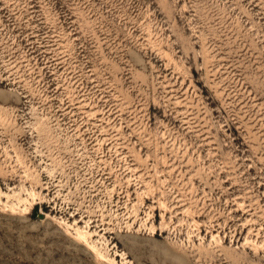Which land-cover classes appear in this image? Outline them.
Segmentation results:
<instances>
[{
	"label": "rangeland",
	"instance_id": "rangeland-1",
	"mask_svg": "<svg viewBox=\"0 0 264 264\" xmlns=\"http://www.w3.org/2000/svg\"><path fill=\"white\" fill-rule=\"evenodd\" d=\"M180 261L264 264V0H0V264Z\"/></svg>",
	"mask_w": 264,
	"mask_h": 264
},
{
	"label": "bare ground",
	"instance_id": "bare-ground-1",
	"mask_svg": "<svg viewBox=\"0 0 264 264\" xmlns=\"http://www.w3.org/2000/svg\"><path fill=\"white\" fill-rule=\"evenodd\" d=\"M76 232H77V237L78 238H80V239H82V240H84V241H86V237H87V235H88V233L86 232V230L85 231H82V229L81 230H76ZM86 243H87V241H86ZM89 248H90V250L95 254V255H97V256H99L100 255V253L96 250V248H94L93 246H91V245H89ZM178 256V255H177ZM176 256V257H177ZM181 259V258H180ZM182 260V259H181ZM109 261V260H108ZM114 261V260H113ZM176 262H178V259L176 260ZM182 261H180V263H181ZM123 264V263H122ZM179 264V263H178ZM182 264V263H181ZM185 264V263H184Z\"/></svg>",
	"mask_w": 264,
	"mask_h": 264
}]
</instances>
